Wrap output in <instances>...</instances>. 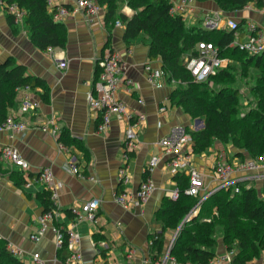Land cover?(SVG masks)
Wrapping results in <instances>:
<instances>
[{
	"label": "crops",
	"instance_id": "1",
	"mask_svg": "<svg viewBox=\"0 0 264 264\" xmlns=\"http://www.w3.org/2000/svg\"><path fill=\"white\" fill-rule=\"evenodd\" d=\"M53 1L61 5L71 4L70 0ZM210 2L197 3L195 6L199 11L216 12V5ZM122 13L128 17L132 15L127 7L122 9ZM240 15L256 22L264 34L263 13L253 10ZM61 23L66 29V46L48 52L38 50L25 32L11 34L9 27L4 22L0 23V61L11 57L16 63L24 65L30 76L44 82V88L24 87L18 90L15 105L9 114L24 121L27 128L12 138H9L8 133L1 132L0 143L11 145L18 151L30 166L31 175L40 168H50L59 184L57 194L60 213L53 224H48L42 237L37 241L30 240V234L38 228V217L43 213V186L27 180L23 186L16 187L9 176L13 169L2 165L0 238L8 242L9 249L23 264H33L34 253H38L46 264H64L55 248L56 225L67 226L73 221L66 215V210L78 209L83 203L97 199V223L81 221L73 227L80 239L76 248L83 259L94 264L104 260L116 264H156L153 256L158 252L157 248L149 245L153 234L160 230L155 213L165 198L170 199L169 193L177 188L174 176L163 165V157L156 144L173 125H195L180 107L171 105L168 99L176 83H168L163 78L159 88L147 84L143 65L150 62L152 67L160 68L161 63L147 58L146 40L139 38L127 44L122 39V26H114L108 37L104 12H100L92 22H88L78 12L68 15ZM108 50L119 54L126 64L127 76L136 84V90L131 95L120 89L117 98L128 108L146 116L138 133V144L132 151L133 155L127 159L122 146L124 122L112 119L105 132H98L99 115L87 104V96L93 91L98 76L97 62ZM126 50H131V54L127 55ZM62 63L63 66H60ZM26 96L36 105L25 111L22 109V99ZM138 98L144 100L143 106L137 104ZM161 106H165L164 111L159 110ZM48 120L54 121L60 133L67 130L72 139L81 142L83 149L74 145L65 146L68 151L58 149L56 140L39 129ZM221 145L215 142L202 153L192 150L193 161L205 177L208 188L216 183L212 175L214 152H234V148L224 149ZM153 156H157L160 162L146 173V166ZM71 160L83 172L84 178H78L65 170ZM121 165L127 170L128 183L125 189L132 197L144 180V175L153 183L154 191L144 206L126 210L114 202L119 186L117 170ZM238 174L234 172V175ZM176 231L165 230L161 254L157 259L164 257ZM216 241L215 255L225 253L221 237ZM250 264H263L262 256Z\"/></svg>",
	"mask_w": 264,
	"mask_h": 264
},
{
	"label": "trees",
	"instance_id": "2",
	"mask_svg": "<svg viewBox=\"0 0 264 264\" xmlns=\"http://www.w3.org/2000/svg\"><path fill=\"white\" fill-rule=\"evenodd\" d=\"M132 11L130 17L118 14V0H96L104 7V22L111 36L116 21L123 27L122 39L127 44L139 38L146 40L148 46L147 58L150 61L159 60L160 68L168 83L177 85L171 91L168 99L171 105L180 107L183 113L193 120H201L202 128L190 130L194 141L193 152L202 153L211 148L215 142L231 144L239 152L250 157L264 155V53L252 56L232 45L234 32L214 30L216 36L197 25L185 26L179 15L171 14L170 0H124ZM211 1L226 12H238L249 3L261 6V0H196ZM4 7L7 25H16V16L8 11V7L16 5L23 12L24 29L31 43L40 51L48 49H64L66 46V29L61 22H55L47 8V0H0ZM243 22L239 23L242 27ZM239 34L238 42L242 39ZM198 42L212 43L218 48V56L227 58V54L243 55L240 66L243 70L252 68L257 71L258 85L251 88L256 96L258 108L254 111L240 114L236 107L238 93L227 88L225 83L231 76L227 68L219 70L213 79L220 78L222 86L211 90L209 81L196 83L186 69L184 58L195 57L197 52L194 44ZM99 73V70L97 71ZM210 77V78H211ZM212 79V82H214ZM217 82L215 84H217ZM24 87L44 88V82L38 77L30 76L24 65L16 63L11 57L0 61V122L4 121L9 110L15 105L18 90ZM253 116V117H252ZM58 142L64 146L74 145L83 149L81 142L72 139L67 130H62ZM133 152L128 153V157ZM2 164L0 163V168ZM9 174L16 187L23 186L27 180L16 168ZM31 176V174L29 175ZM147 175H144L146 179ZM174 180L179 191L177 200L165 198L155 213L160 223V230L151 237L152 247L157 248V259L162 250L163 233L165 230H177L183 223L178 236L169 250V257L178 263L206 264L215 256L219 236L227 252H235L231 264H250L251 261L264 255V183L261 194L254 188L240 186L239 193L230 190H220L212 193L202 204L198 212L190 220L184 221L197 199L185 193L188 179L183 175H175ZM121 191L119 184L117 192ZM50 193L42 192V212L52 208ZM70 220L74 214L66 210ZM63 230V225H56ZM67 237L58 250L57 256L65 261L70 255L67 247ZM8 242L0 238V264H23L9 248Z\"/></svg>",
	"mask_w": 264,
	"mask_h": 264
},
{
	"label": "built area",
	"instance_id": "3",
	"mask_svg": "<svg viewBox=\"0 0 264 264\" xmlns=\"http://www.w3.org/2000/svg\"><path fill=\"white\" fill-rule=\"evenodd\" d=\"M192 0H177L172 3L171 14L179 15L183 21H186L187 14L191 11L190 4ZM70 6L54 3L53 0H47V8L51 14V18L55 22H61L70 14L82 13L88 22H92L97 15L102 11V8L96 1L90 0H70ZM251 4V3H249ZM248 4V5H249ZM248 5L245 8L248 7ZM262 10L264 11V0H261ZM243 9V10H244ZM8 11L16 16V22L23 16V12L17 9L16 5L8 7ZM242 11V10H241ZM241 21L230 18H222L218 12H213L205 15L200 28L207 31L223 30L234 32V41L232 45L239 50L252 56H259L264 53V36L257 25L253 22H247L242 27L239 26ZM116 27H121L119 21L115 22ZM239 34H242V39L238 42ZM197 56L185 57L184 63L186 69L192 76L196 83H203L211 76L215 75L219 70L228 64L227 59L218 56V50L212 43L198 42L196 44ZM52 49H48L51 51ZM126 54L130 55L131 50H126ZM99 73L94 83L93 91L87 96V104L99 115L98 132H105L112 119L124 122V140L122 146L126 151L127 159L128 153L132 152L138 144V133L142 124L146 120L144 113L138 110H132L126 104L117 98V91L122 90L127 95H131L136 90V84L126 74V64L121 59L118 53L108 50L102 58L97 62ZM63 66V63L60 64ZM143 71L147 84L152 88H159L162 86L164 74L161 68H154L150 62L143 65ZM28 88V87H26ZM137 104L143 106L144 100L137 99ZM35 103L29 100V97L22 99V109L27 110L35 107ZM160 111L165 110V106L159 108ZM53 120H48L42 124L39 129L43 133L49 134L56 140L57 147L60 150H67V148L60 142L58 137L60 129L54 125ZM27 125L24 121L15 118L9 114L4 121L0 122V133L5 132L9 134V138L16 133L25 131ZM192 130L185 125H173L169 128L167 133L159 138L157 146L161 151L163 157V165L166 170L172 175H183L188 179V187L185 193L197 199L196 204L191 211L186 215L184 221L190 220L195 215L202 202H204L212 193L220 190H230L233 193H239L240 186L245 188H254L258 194H261V189L264 183V155L258 157L242 156L237 157L235 154L239 151L233 149L232 152L226 150H218L214 152V163L212 167V175L216 182L213 187L208 188L205 182V177L198 170L193 161V144L194 141L189 133ZM240 153V152H239ZM244 155V154H243ZM124 158V159H125ZM160 162L157 156L151 157L146 166L145 172H151ZM0 163L4 166L16 168L23 173V177L28 181H34L44 190L50 193V202L52 208L43 212L37 220L38 228L35 233L30 234L29 239L37 241L42 237L48 228V224H53L59 217V204L56 180L50 168H40L34 171L33 175L29 176L30 166L20 156L18 151L11 145H4L0 143ZM65 170L78 177L84 178L85 175L78 168L74 161H70ZM239 172L234 175V172ZM118 182L121 185V192L115 194L114 202L126 210H132L136 207L140 208L149 199L154 191L153 183L148 179L140 182L134 197L131 193L126 191L128 183V175L126 168L121 165L117 170ZM179 191L176 188L169 193L171 200H177ZM99 201L92 199L83 203L78 209H72L74 214L73 221L69 222L67 226L55 231V248L60 250L64 244L65 237H67V247L70 250V255L64 261L65 264H90L89 260H84L80 251L76 248L79 243V235L73 231V227L77 222L86 221L91 224L97 223V209ZM175 238V236H174ZM173 240L165 250V255L156 264H189L178 263L176 260L169 257V250L173 244ZM149 245L152 246V240H149ZM73 247V248H72ZM8 248L9 245H8ZM235 252H225L221 255H215L206 264H231L232 257ZM129 256V255H128ZM263 264H264V255ZM33 264H46L38 253L32 254ZM94 264V263H93ZM97 264H116L114 262H107L106 260Z\"/></svg>",
	"mask_w": 264,
	"mask_h": 264
},
{
	"label": "rangeland",
	"instance_id": "4",
	"mask_svg": "<svg viewBox=\"0 0 264 264\" xmlns=\"http://www.w3.org/2000/svg\"><path fill=\"white\" fill-rule=\"evenodd\" d=\"M170 1L173 3L177 0H170ZM197 3H202V2L192 0V2L190 4V10L191 11L187 14L186 21H183L185 26L192 25V24L198 26L202 22L205 15H209L213 12V11L207 12L206 10H203V11L200 10L199 11L198 8L195 6V5H197ZM210 3H213V2H210ZM117 6H118V14H121L122 9L127 7L125 5L124 0H118ZM101 8H102L101 13H103L104 7L101 6ZM253 10L259 11V12L264 14V11L262 10V6H256V4H254L253 2L251 4H249L247 8L242 10L241 13L235 12V11L226 12V11H223L222 9L218 8L217 6L215 8V11L218 12L222 18H230L233 20H239V21H242L244 25L247 22L251 21L255 25H257V27L259 28V26L256 22L250 20L246 16L241 17V15H240L242 13H247V12L249 13L250 11H253ZM2 22H4L7 25L4 7L0 2V23H2ZM7 27H9V26L7 25ZM223 30H225V29H223ZM258 30H260L263 34V31L260 28ZM20 31L22 33H24V32L26 33V31L24 29L23 16L17 20L15 27H13V28L9 27V32L11 34L17 35L18 33H20ZM210 34L213 37L216 36V33L213 31H211ZM263 36H264V34H263ZM196 46L197 45L195 43L193 46L194 49L196 48ZM216 49L218 50V48H216ZM0 50H2V48H0ZM226 56L228 58V64L224 68L228 69V72L231 74V76L229 78H227L226 82H224V83H225L227 88H231L232 90H235L238 93V98H237V103H236V107H237L238 111L240 112V114H246L247 112L256 110L258 108V106H257L258 104L256 103V98H255L256 96L254 95V93H252L251 88L259 84L258 81L256 80V76L258 74L257 71L252 69V68H249L246 71L243 70L240 66V60H242L243 55H239V53H236V54L231 53V54H227ZM212 79H213L212 77L208 79L209 87L211 88V90L213 91V90L221 88L222 84L218 83V82H221V79L217 77V78L213 79L214 82H212ZM216 82H217V84H215ZM175 85H177V84H175ZM16 98H17V96H16ZM194 121L195 120L192 119L193 123H194ZM187 127L192 129L193 131L201 129L200 126L196 127V126L192 125V126H187ZM221 146L224 149H228V148H230V149L234 148L235 149V147H233L231 144H227V145L222 144ZM243 156H247V155L244 154ZM216 238L217 239L219 238V232H217Z\"/></svg>",
	"mask_w": 264,
	"mask_h": 264
},
{
	"label": "water",
	"instance_id": "5",
	"mask_svg": "<svg viewBox=\"0 0 264 264\" xmlns=\"http://www.w3.org/2000/svg\"><path fill=\"white\" fill-rule=\"evenodd\" d=\"M194 125H195L196 127H197V126H200V128H202V126H203L201 120H195ZM183 223H184V222H182L181 226L177 229L176 234H175V238L178 236L179 231H180V229L182 228ZM175 238H174V239H175Z\"/></svg>",
	"mask_w": 264,
	"mask_h": 264
},
{
	"label": "bare ground",
	"instance_id": "6",
	"mask_svg": "<svg viewBox=\"0 0 264 264\" xmlns=\"http://www.w3.org/2000/svg\"><path fill=\"white\" fill-rule=\"evenodd\" d=\"M61 209V208H60Z\"/></svg>",
	"mask_w": 264,
	"mask_h": 264
}]
</instances>
